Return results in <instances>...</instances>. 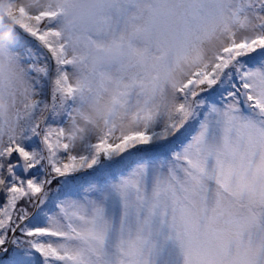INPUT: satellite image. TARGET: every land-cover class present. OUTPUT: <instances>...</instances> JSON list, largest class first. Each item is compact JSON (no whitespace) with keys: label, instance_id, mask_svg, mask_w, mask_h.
Masks as SVG:
<instances>
[{"label":"snow or ice","instance_id":"snow-or-ice-1","mask_svg":"<svg viewBox=\"0 0 264 264\" xmlns=\"http://www.w3.org/2000/svg\"><path fill=\"white\" fill-rule=\"evenodd\" d=\"M62 12L7 10L47 118L0 148V264H264V0H148L79 50Z\"/></svg>","mask_w":264,"mask_h":264},{"label":"clouds","instance_id":"clouds-1","mask_svg":"<svg viewBox=\"0 0 264 264\" xmlns=\"http://www.w3.org/2000/svg\"><path fill=\"white\" fill-rule=\"evenodd\" d=\"M147 3L148 0H60L58 5L57 0H0V148L11 137L21 136L27 121L43 123L47 118V110L33 111L31 107L35 101L33 77L15 51L20 32L15 19L7 16L10 4L23 6L30 14L62 7L55 27L62 32L70 50H79L86 46L90 34L140 12ZM219 43L208 45L209 54L216 51Z\"/></svg>","mask_w":264,"mask_h":264}]
</instances>
